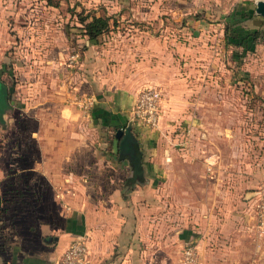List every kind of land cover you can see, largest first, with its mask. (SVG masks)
<instances>
[{
  "label": "rangeland",
  "instance_id": "1",
  "mask_svg": "<svg viewBox=\"0 0 264 264\" xmlns=\"http://www.w3.org/2000/svg\"><path fill=\"white\" fill-rule=\"evenodd\" d=\"M253 1L0 0V27L13 41L0 47V81L6 92L4 102L0 84V264L7 262L15 241V222L34 221L40 214L48 218L50 203L56 208L55 191L44 190L46 184L37 175L21 176L34 153L60 151L64 156L69 147L74 155L100 151L110 160L106 169L116 168L115 156L109 153L114 131L106 134L103 148L95 146L97 130L85 133V48L123 46L138 51L130 53L131 59L146 49L156 66L165 57L168 68H175L173 75H182L187 90L174 102L179 110L165 109L161 94L156 127L127 120L136 137L147 133L144 141H152L158 157L169 150L180 158L191 154V161L200 160L209 175L215 169L222 174L234 169L230 179L219 180L224 191L220 194L231 196L240 191V173L249 169L264 176V28H258L260 38L248 50L225 46L222 39L223 21L242 18L236 27L243 29ZM75 13L107 15L110 30L91 44L80 33ZM143 86L161 89L142 84L135 91ZM87 136L94 146L85 144ZM63 162V169L70 170L72 161ZM80 163L74 165V183L82 181ZM100 170L105 175L93 172L85 177L92 191L99 185L109 191L128 173L119 166L112 175ZM108 176L111 182H106ZM169 212L179 214L173 203Z\"/></svg>",
  "mask_w": 264,
  "mask_h": 264
},
{
  "label": "crops",
  "instance_id": "2",
  "mask_svg": "<svg viewBox=\"0 0 264 264\" xmlns=\"http://www.w3.org/2000/svg\"><path fill=\"white\" fill-rule=\"evenodd\" d=\"M2 14L0 9V18ZM242 26L263 29L264 17L253 11ZM16 30L18 34L20 31ZM11 42L9 34L0 27L2 50ZM107 49L85 48L83 90L90 99L85 112V133L98 131L96 147L105 145L110 130L126 127L138 85H158L165 109L179 110L174 102L187 90L183 88L182 75H173L175 68H168L167 58L160 57L156 66L155 58L146 49L140 51L139 57L134 55V59L130 53L138 51L134 53L123 46ZM1 86L4 98L5 87L3 83ZM141 134V137L134 135L136 141H132L141 153L139 175L133 174L128 158L118 159V154L112 151L117 162L115 169H106L105 163L110 160L100 151L74 155L69 147L64 156L60 151L51 155L34 153V160L22 168L21 176L37 175L46 184L44 190L55 191L56 208L50 203L48 218L40 214V219L34 221L15 222V241L5 264H59L64 249L79 235L87 236V257L91 264H176L188 241L196 245L199 264H264V240L254 236L251 208L256 189L264 187L262 173L247 169L237 175L242 197L239 193L220 194L224 192L219 189L220 178L230 179L234 169L223 174L215 169L209 175L200 160L191 161V154L180 158L169 150L158 157L152 141L149 144L144 141L147 133ZM87 137L85 144L94 146L91 137ZM121 147L123 152L129 148ZM64 160L72 161L70 170L63 169ZM75 162H81L79 176L83 182L74 183ZM118 166L128 171L127 176L115 181L118 183L109 191L101 185L97 186V192L92 191L84 184L85 177L93 172L100 176L103 169L112 175ZM110 177L106 182H111ZM172 203L179 210L177 216L169 212ZM43 204L49 206L46 200Z\"/></svg>",
  "mask_w": 264,
  "mask_h": 264
},
{
  "label": "built area",
  "instance_id": "3",
  "mask_svg": "<svg viewBox=\"0 0 264 264\" xmlns=\"http://www.w3.org/2000/svg\"><path fill=\"white\" fill-rule=\"evenodd\" d=\"M161 92L154 86L140 87L134 97L129 121L136 126L154 128L158 124ZM90 99H85V111ZM255 235L264 238V187L255 192L252 205ZM59 264H91L87 257V236L79 235L70 241L62 252ZM176 264H199V255L194 242H186Z\"/></svg>",
  "mask_w": 264,
  "mask_h": 264
},
{
  "label": "trees",
  "instance_id": "4",
  "mask_svg": "<svg viewBox=\"0 0 264 264\" xmlns=\"http://www.w3.org/2000/svg\"><path fill=\"white\" fill-rule=\"evenodd\" d=\"M252 14H253V9L249 14H246L245 18L250 17ZM75 16L77 18V22L80 25L79 26L80 33L82 34V36L86 38L87 42L91 44L98 43L100 41L99 38H101L103 34L107 33L110 30V23H109L110 17L107 15H90L89 13H85V14L75 13ZM241 20L242 18H240V20L236 18L233 20L223 21V40L225 46L231 45L232 47H241L243 50L244 49L248 50L250 49V45L255 43L260 38V30L247 29V28L239 29L236 26H240ZM234 53L235 52H232L231 54ZM0 84H2L1 81ZM257 97L258 95L256 96L255 93V98ZM257 107L260 109V106ZM260 110L264 114V108H261ZM0 121H1V117H0ZM132 138L133 141H136L134 135H132ZM109 153H111V141H110ZM111 155L113 154L111 153ZM5 263L6 262L2 260L1 264H5Z\"/></svg>",
  "mask_w": 264,
  "mask_h": 264
},
{
  "label": "water",
  "instance_id": "5",
  "mask_svg": "<svg viewBox=\"0 0 264 264\" xmlns=\"http://www.w3.org/2000/svg\"><path fill=\"white\" fill-rule=\"evenodd\" d=\"M254 13L258 16L264 17V0H254ZM131 126L130 122L127 123L124 128H117L113 133V138L111 141V151L114 154H118V159L121 157L128 158L131 164L134 175H139L141 172L140 168V157L141 153L137 147V144L133 141L131 135ZM121 145L127 146V153H122Z\"/></svg>",
  "mask_w": 264,
  "mask_h": 264
},
{
  "label": "flooded vegetation",
  "instance_id": "6",
  "mask_svg": "<svg viewBox=\"0 0 264 264\" xmlns=\"http://www.w3.org/2000/svg\"><path fill=\"white\" fill-rule=\"evenodd\" d=\"M4 102H5V100H4ZM131 134L133 135V133H131ZM122 152H123V151H122ZM123 153L125 154V153H127V152H123Z\"/></svg>",
  "mask_w": 264,
  "mask_h": 264
}]
</instances>
